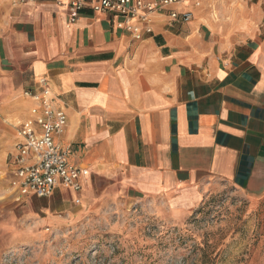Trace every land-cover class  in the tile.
Returning <instances> with one entry per match:
<instances>
[{"label": "crops", "instance_id": "crops-1", "mask_svg": "<svg viewBox=\"0 0 264 264\" xmlns=\"http://www.w3.org/2000/svg\"><path fill=\"white\" fill-rule=\"evenodd\" d=\"M69 1L0 2V98L25 121L46 79L66 115L53 141L87 169L47 202L74 221L137 205L184 220L227 186L264 191V0H181L126 22L139 40L90 4L69 24Z\"/></svg>", "mask_w": 264, "mask_h": 264}, {"label": "rangeland", "instance_id": "rangeland-1", "mask_svg": "<svg viewBox=\"0 0 264 264\" xmlns=\"http://www.w3.org/2000/svg\"><path fill=\"white\" fill-rule=\"evenodd\" d=\"M12 104L0 98V264H264V191L227 186L184 220L137 205L74 221L54 201L16 202Z\"/></svg>", "mask_w": 264, "mask_h": 264}, {"label": "built area", "instance_id": "built-area-1", "mask_svg": "<svg viewBox=\"0 0 264 264\" xmlns=\"http://www.w3.org/2000/svg\"><path fill=\"white\" fill-rule=\"evenodd\" d=\"M12 1L25 3L34 0ZM180 2L181 0H156L150 3H145L144 0H70L67 5V21L74 24L81 11L90 4L93 12H114L119 15L123 21L117 28H125L139 40L142 38L139 30L132 25L124 26L126 22L138 16L143 23H147V14L162 12ZM169 17L178 23L188 22L191 18L189 13L178 15L173 11L169 12ZM146 32L149 33L150 29ZM39 87L40 95L32 91L23 94L24 98H29L40 106L32 107L29 119L19 124V142L14 156L16 169L11 176V188L16 202H23L31 195L38 199H48L58 187L78 193L81 190L80 178L87 176V169L70 165L67 153L62 152L53 141V137L63 131L66 115L64 111L50 107L46 79L40 80ZM75 203L78 204L79 200Z\"/></svg>", "mask_w": 264, "mask_h": 264}, {"label": "bare ground", "instance_id": "bare-ground-1", "mask_svg": "<svg viewBox=\"0 0 264 264\" xmlns=\"http://www.w3.org/2000/svg\"><path fill=\"white\" fill-rule=\"evenodd\" d=\"M10 109H12L13 111L15 110V108H14L13 105H11V108H10ZM14 113H18V111L14 112ZM4 115H5V114H4ZM7 117H8V116H7ZM10 122L13 123L12 116H9V117H8V124H9ZM11 123H10V124H11ZM3 124H4V123H3Z\"/></svg>", "mask_w": 264, "mask_h": 264}]
</instances>
